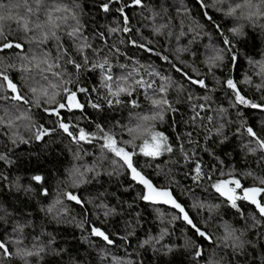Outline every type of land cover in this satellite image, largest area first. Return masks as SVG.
I'll use <instances>...</instances> for the list:
<instances>
[{
  "label": "trees",
  "instance_id": "obj_1",
  "mask_svg": "<svg viewBox=\"0 0 264 264\" xmlns=\"http://www.w3.org/2000/svg\"><path fill=\"white\" fill-rule=\"evenodd\" d=\"M0 2L7 4L9 0ZM77 2L81 8L83 33L92 45L87 53L90 57L96 55L97 59L106 56L111 64V75L115 79L129 77L134 91L131 96L122 95V103L109 105L107 101L114 98L102 87L99 69L77 72L73 65L64 64V80L71 83L59 82L60 87L52 88L49 81L21 71L26 61L20 57L30 56L29 49L36 45L21 40L24 52L18 49L0 52V59L5 63L15 64L8 75L28 101L0 100V117L4 120L0 124V156L4 157L0 159V242L6 243L13 252L17 247L33 248L34 245L59 250L58 255L49 251L41 257H30V264H114V258L121 264H208L213 254L216 259H222L223 264H264V218H259L255 207L246 201H237L240 211L231 208L212 187L217 181L236 178L247 188L258 185L257 178L264 177V153L249 152L246 145H256L254 142L249 145L251 138L245 131L246 127H251L264 139V108L235 104V94L225 83L231 78L247 100L264 106V78L257 74V66L250 63L264 62V27L227 16L217 9H227L228 5L213 6V0H203L208 5L206 8L201 6V0H141L139 6L132 0H122V4L112 5L108 13L100 9L106 0ZM123 5H128L124 8L127 25L117 11ZM125 26L130 31L123 32ZM240 26H243V35L235 36L231 29ZM110 27L121 30L110 33ZM225 37L232 42L231 51L224 44ZM133 41L152 51L135 46ZM63 44L77 62L83 64V56L76 53L72 42L65 37ZM41 47L53 55L57 52L55 42ZM93 49L100 50L98 55ZM217 52L224 55V61L220 67L210 70L207 58ZM187 77L204 80L207 88L191 84ZM245 78L250 82L245 83ZM136 80L152 87L137 86ZM51 81L58 82L55 77ZM42 86L48 87L49 92H59L56 99L60 102H65L63 88L88 90L77 91L83 110L61 109L59 119L74 125L70 129L73 133L78 134L83 128L86 133L95 134L90 136L89 142L74 143L72 137L58 128V117L44 111L58 104L35 106L30 88H37L39 93ZM162 86L167 89L163 96L176 111L166 110L164 121H157L156 129L169 138L173 152L155 160L138 155L134 157L136 167L157 187L169 188L193 222L208 233L213 242L199 237L174 210L141 200L139 194L144 191L143 186L133 182L123 168L108 175L113 170L111 160L116 157L102 149L103 133L96 126L109 131L123 144L131 138L128 128L138 123V116L156 111L149 98H159ZM132 100L139 106L133 107ZM92 103L100 107L92 108ZM193 105H204V108ZM22 112L28 113L31 120L15 119ZM9 120L14 121L11 127L7 126ZM33 125L49 130L55 128V131L37 141ZM221 125L222 134H218ZM21 138L28 142H21ZM197 163L201 164L203 175L194 182ZM93 166L100 175L87 173L86 182L73 186L71 174L77 168L82 171ZM249 172L253 175H247ZM36 175L42 177L41 182L32 179ZM69 192L83 203L68 200L65 193ZM57 199L61 204H56ZM101 204L115 211L105 216L106 209L99 207ZM53 205L54 212L49 213L47 210ZM215 205L219 207H212ZM174 216L178 218L173 219ZM253 216L262 220L254 227ZM81 223L82 228L77 226ZM225 223L236 228L237 235L244 232L242 239L249 243L245 244L242 254L235 255L218 245ZM18 226H22V232L17 230ZM92 226L108 234L114 244L108 245L92 237ZM163 229H167V234L156 243ZM150 237L155 238L152 243L140 247ZM17 238L22 239V244L15 243ZM189 243L203 250L199 260L194 257L195 247L187 246ZM0 264L23 262L16 257L10 261L0 257Z\"/></svg>",
  "mask_w": 264,
  "mask_h": 264
},
{
  "label": "snow or ice",
  "instance_id": "obj_2",
  "mask_svg": "<svg viewBox=\"0 0 264 264\" xmlns=\"http://www.w3.org/2000/svg\"><path fill=\"white\" fill-rule=\"evenodd\" d=\"M134 5H141V0H132ZM122 4V0H106V2L100 5V9L104 13H108L112 10V5ZM227 4V9L223 7L218 8V11H223L227 16L236 17L237 19L247 20L253 26L259 24L261 27H264V0H213V6ZM128 5H123L117 9L120 12L121 16L124 17V24H128V17L124 13V8ZM202 7H208V5L203 3L201 0ZM207 15V13H205ZM211 19V17H209ZM14 24L15 28H12L11 25ZM242 27H237L231 29L232 33L235 36H242ZM84 25L81 22V8L77 0H72L71 3H66L65 0H9L7 4L0 2V52H4L8 49H19L21 52H24V44L20 41L23 40L29 45H36L35 48H30L29 51L32 53L30 56L25 54L20 57L21 60L26 61L25 64L21 66V71L25 73H33L35 76L41 77L45 81H49V86L52 88L60 87L59 82L65 84L71 83L70 80H64V64H71L79 72L81 69H87L89 71L100 70L101 73V85L107 89V95L113 97L114 100H108V104L112 103L120 104L122 103L120 97L122 95L131 96L134 88L132 83L129 82V77L121 76L118 79H115L111 75V64L106 56L99 59L96 58V55L90 57L87 53V49L92 48V45L89 44L87 36L83 33ZM118 29L116 27H110L108 31L110 33H116ZM123 32H128L130 29L125 26L122 29ZM103 37V33H100ZM10 37H12L10 39ZM70 40L75 48L77 54L83 56V64L77 62L74 56L68 51V48L63 44L64 38ZM50 42H55L57 52L55 55L51 53L47 48L41 47L48 45ZM137 47L144 48L145 51L151 52L152 49L147 48L145 45H136V42H132ZM224 44L228 46V50L231 51L232 42L225 37ZM100 50L93 49V53L98 55ZM119 52V49H116ZM159 55L158 53H156ZM164 60H167V57H162ZM224 61V55L220 52H217L215 55L209 56L206 63L208 64L210 70L212 68L220 67ZM232 61H236V56L233 54ZM257 66V74L264 78V62H252ZM15 64L5 63L0 59V93H11V95H0V100L9 99L20 103H28L24 96L20 95L18 86L13 82V80L8 75L9 70L15 69ZM123 68L124 65H121ZM179 71V69H177ZM135 71V70H134ZM187 75V74H185ZM57 78L58 82H52L51 78ZM191 84L198 85L200 88H207V84L204 80L193 79L187 77ZM112 83H109V82ZM245 83L250 82L248 78H245ZM226 87L231 89L235 94V104L238 105H247L252 108L264 106L257 105L255 103L247 100L237 88V85L234 81L229 78L227 79ZM135 84L141 87L151 88V84H146L142 80H136ZM258 88L260 85L257 86ZM30 91L34 94L33 103L35 106L40 107L42 103H47L49 105L58 104V107L55 108H45L44 111L48 112L49 115H55L58 117L57 126L69 137H72L74 143L79 144L80 142H89L90 136L94 137L95 134L86 133L83 128L79 129L78 134L73 133L70 129L74 125L65 123L60 117V110L66 109L67 111H72L73 109L83 110L84 105L81 104L77 99L78 92H87L88 90L84 87H79L77 91H72L69 88H63L65 94V102L57 101V96L60 95L59 92L53 91L49 92L48 87L42 86L39 89L31 87ZM96 91V89H93ZM167 89L165 87L160 88V97L159 98H149L150 103L153 109L156 111L151 112L150 114H143L138 116V123L134 127L128 128V133L130 139L123 141L121 144L115 136L106 131L100 125H97V129L100 133H103L102 149H106L107 152L113 154L116 159L111 160L113 170L108 172V175L115 174L120 168H123L128 174L130 179L143 186L144 191L139 194V198L145 202L152 204H164L170 205L172 208L176 209L180 214L182 219L191 226L199 237H202L204 240L209 242L212 241V237L206 233L204 230L199 228L193 220L190 218L186 209L182 206L181 203L177 201L174 197L173 192L169 188L157 187L150 179H148L143 172L136 167L134 157L142 155L145 158L155 160L159 158L164 153H172L173 148L169 144V138L161 131L156 129V122L164 121V113L166 110L171 108L170 101L163 96ZM38 93V94H37ZM205 100L209 99L204 97ZM189 100H192V97H189ZM132 106L138 107L139 105L135 100H132ZM92 108H99L100 105L96 103L91 104ZM193 107L204 108V105H193ZM172 111H176L175 108H171ZM15 119L31 120V117L28 113L22 112L19 116H16ZM211 120V117H209ZM4 120L0 117V124H3ZM14 121L9 120L7 126L11 127ZM36 131L34 133V138L37 141L42 140L45 136L50 135L52 131H55V128L49 130L44 129L42 126H35ZM243 127V125H241ZM223 125L217 129L218 134H222ZM245 131L248 136L251 138L249 145L254 142L256 147H248L249 152L256 153L257 151L264 153V139H262L251 127H246ZM191 135V134H189ZM224 139H227L225 137ZM140 141V143H137ZM21 142L27 143L28 141L21 138ZM223 143V140L221 141ZM13 143H16L13 140ZM77 159L80 157L77 155ZM187 159V155L185 154ZM0 159H4L3 156H0ZM195 175L192 177L194 182H198L202 178V166L200 163H197L195 166ZM87 173H95V175H100V172L97 171L96 167H85L82 171L77 168L74 174L72 175L73 186H79L80 184L86 182L85 176ZM223 174V173H222ZM247 175L251 176L253 173L249 172ZM32 179L37 183L42 181V177L39 175L33 176ZM258 185L252 187H243L239 179L230 178L227 180L217 181L212 184V187L215 189L220 196L224 197L228 202L229 206L237 211H240L237 201H246L250 205L255 207L256 213H258L259 218H264V177H259ZM47 195V191L44 192ZM66 197L70 201H75L77 204H82L83 202L72 193H65ZM56 204H61V201L57 199ZM106 209L104 212L105 216L112 214L115 210L107 207L106 205H99ZM195 207V205H194ZM203 207V205H200ZM212 207L218 208L219 205ZM55 205L49 207L47 210L49 213H53ZM178 217L174 216L173 219ZM253 216V227L262 222L261 219ZM78 227H83V223L78 224ZM18 231H23L22 226H18ZM238 230L232 225L225 223L223 226V235L218 237V245H222L226 249H230L235 255H240L243 253L245 244L249 243L242 239L244 232L240 231V234L237 235ZM132 233H129L131 235ZM167 234V229L162 230V234L159 239H156V243H159L160 239H163V236ZM92 237H98L102 239L106 244L113 245L114 241L100 228L95 226L91 227ZM87 239V238H85ZM127 239V237H124ZM155 238H149L144 240L140 247H145L150 245ZM22 239L17 238L15 243L17 245L22 244ZM51 243V241H50ZM188 247H195L194 257L199 260L203 255V250L199 246H195L193 243H189ZM171 251V248L168 249ZM49 251L59 254V250L51 249L46 246H33V248L27 247H17L15 252L11 251L8 245L4 242H0V257H3L5 260H11L13 257L19 258L23 264H30L28 258L30 257H41L42 254H45ZM114 264H121L118 258H114ZM130 264V262H129ZM208 264H223L222 259H216L215 254L209 258Z\"/></svg>",
  "mask_w": 264,
  "mask_h": 264
},
{
  "label": "water",
  "instance_id": "obj_3",
  "mask_svg": "<svg viewBox=\"0 0 264 264\" xmlns=\"http://www.w3.org/2000/svg\"><path fill=\"white\" fill-rule=\"evenodd\" d=\"M8 50H10V49H8ZM8 50H5V51H8ZM19 50V49H18ZM20 51V50H19ZM20 103V102H19ZM150 204H152V203H150ZM152 205H156V206H162V207H166V208H169V209H171V210H174L179 216H180V214L177 212V210L176 209H174V208H172L170 205H164V204H152ZM180 218H181V220L184 222V223H186L183 219H182V217L180 216ZM187 224V223H186ZM187 226L188 227H190L191 228V226L190 225H188L187 224ZM193 229V228H192ZM194 230V229H193ZM195 231V230H194Z\"/></svg>",
  "mask_w": 264,
  "mask_h": 264
},
{
  "label": "rangeland",
  "instance_id": "obj_4",
  "mask_svg": "<svg viewBox=\"0 0 264 264\" xmlns=\"http://www.w3.org/2000/svg\"><path fill=\"white\" fill-rule=\"evenodd\" d=\"M73 110H77V109H73Z\"/></svg>",
  "mask_w": 264,
  "mask_h": 264
}]
</instances>
